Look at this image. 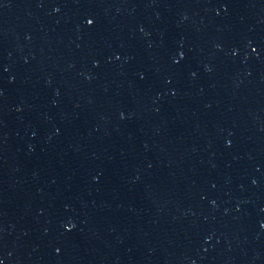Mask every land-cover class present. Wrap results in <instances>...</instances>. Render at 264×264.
Wrapping results in <instances>:
<instances>
[{
	"label": "water",
	"instance_id": "95a60500",
	"mask_svg": "<svg viewBox=\"0 0 264 264\" xmlns=\"http://www.w3.org/2000/svg\"><path fill=\"white\" fill-rule=\"evenodd\" d=\"M0 264H264V0H0Z\"/></svg>",
	"mask_w": 264,
	"mask_h": 264
},
{
	"label": "snow or ice",
	"instance_id": "6c2138e0",
	"mask_svg": "<svg viewBox=\"0 0 264 264\" xmlns=\"http://www.w3.org/2000/svg\"><path fill=\"white\" fill-rule=\"evenodd\" d=\"M87 23H88L89 25H91V24H93V21L90 19V20L87 21Z\"/></svg>",
	"mask_w": 264,
	"mask_h": 264
}]
</instances>
